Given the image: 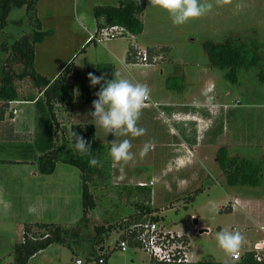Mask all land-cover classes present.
<instances>
[{
    "label": "rangeland",
    "instance_id": "obj_1",
    "mask_svg": "<svg viewBox=\"0 0 264 264\" xmlns=\"http://www.w3.org/2000/svg\"><path fill=\"white\" fill-rule=\"evenodd\" d=\"M118 2L38 0L36 18L41 23V31L49 33L35 44V70H44L52 78L70 60L69 63L74 61L78 67L79 78L73 84L75 97L70 121L66 113L58 111L56 131L42 96L31 81H16L21 99L36 97V103L9 104L0 120V264H13L14 246L23 240L24 225H31L30 229L35 231L36 223L59 226L66 237L65 243L49 246L27 264H77V260L91 264L86 256L97 252L99 238L103 239V250L114 249L107 264H150V258L142 251L116 249L125 232L126 219L139 213L123 187H134L139 182V185H148L153 193L152 207L160 217L155 223L189 240L185 244L192 264L233 263L231 253L218 244V231L241 234L243 239L238 249L241 255L250 244L259 245L264 239V169L259 186H232L215 161L221 147H226L229 158L254 161L264 158V66L251 67L248 71L239 69L238 83L231 84L225 79L228 70L212 68L203 48L206 41L255 38L261 43L260 57H264V0H201L211 7L202 16L180 25H174L169 13L153 0H145L140 35L103 37L100 42L94 39L90 42L87 38L95 32L93 8L116 6ZM35 28L36 21L26 16L24 8H11L6 26L0 31V68L6 64L12 44ZM130 46L139 51L152 47L167 50L153 63L139 62L130 68L125 57ZM13 69L20 73L23 67L16 64ZM89 73L103 75L105 79L119 73L132 83L146 85L148 102L160 105L155 106V119H159L160 112L165 114L171 110L163 103L179 100L175 110L197 113L206 121V126L200 131L199 143L194 149L197 157L176 169L174 155L167 146L172 141L166 134L170 126H160V120H155L153 139L151 113L142 108L137 126L146 130L144 135L110 134L113 144L130 140L133 159L120 162L128 175L142 172L141 178H125L118 171L120 164L112 165L109 181L105 184L98 179L97 187L92 189H96L93 192L96 208L82 213L79 168L57 163L53 173L42 175L38 172L37 159L53 144L61 147L69 139L70 125H88L94 121L85 110L89 104L86 98L93 99L100 86L91 85ZM208 85H212L211 96L219 106L218 115H210L205 107L191 103L205 100ZM168 91H172V99ZM13 109L17 110L15 114ZM173 127L181 131L184 124ZM152 177L154 185L150 186ZM100 226L112 227V230L99 236ZM200 230L207 232L199 233ZM262 244L255 254L264 256Z\"/></svg>",
    "mask_w": 264,
    "mask_h": 264
},
{
    "label": "trees",
    "instance_id": "obj_2",
    "mask_svg": "<svg viewBox=\"0 0 264 264\" xmlns=\"http://www.w3.org/2000/svg\"><path fill=\"white\" fill-rule=\"evenodd\" d=\"M38 0H0V31L6 26L7 17L12 7L24 8L26 16L36 21V26L30 33L21 36L11 46L10 55L6 58V64L0 68V120H3L5 110L9 102H34L36 97H26L21 99L16 81L28 79L41 94L44 107L48 112L53 128L57 129V112L66 113L67 121H70V111L74 102V82L79 78V72L72 63L65 66L62 72L53 80L46 78L38 73L34 68L35 44L48 35L49 32L41 31V23L36 18ZM145 0H119L116 6H95L93 8V17L96 23L97 36L101 30L110 27H119L125 34L133 37L140 35L143 31L142 16L145 10ZM94 41L93 39L90 42ZM203 48L207 55L209 65L212 68L227 69L225 79L231 84L238 83L237 72L239 69L248 71L251 67H263L264 57H260L261 43L255 38L229 37L222 42L206 41ZM7 48L3 50L6 51ZM84 50V49H82ZM166 48L146 50L150 59L155 55H160L166 51ZM139 50L130 46L127 52V63H136V54ZM21 64L22 72L16 73L13 66ZM93 99L86 98L87 102L92 103ZM10 116V115H9ZM73 132L83 137L91 143L92 153L100 164L90 166L88 160L91 158L87 154L80 153L75 148V137ZM110 146L103 145L96 140L94 129L88 125H70L69 139L65 140L61 147L53 144L52 148L43 151L37 159L38 172L42 175L53 173L57 163H65L79 168L82 180V208L86 213L96 208V199L94 197L93 187H97L98 182L107 183L112 174V157L110 155ZM226 147L219 148L215 161L221 168L229 185L256 187L262 183L264 158L259 161L236 158L227 156ZM91 184H93L91 188ZM127 191V196L138 209V214L127 218L123 230L127 232L129 226L147 220L159 222L160 217L155 214L151 204L152 191L150 187L136 185L134 187H123ZM23 240L14 246L13 264H27L28 261L39 252L47 249L53 244L63 245L65 236L63 230L50 223H36L35 231L31 230V225H24ZM112 227H98V235L108 234ZM123 238V235L121 236ZM103 239L99 238L96 243L99 244L97 252H91L90 257L86 256L91 264H107L109 252L102 249ZM185 243L189 240L183 238ZM70 249V248H69ZM117 249V248H116ZM73 251V250H72ZM255 253L247 251L241 259L231 264H264L259 263L254 258ZM99 261H102L100 263Z\"/></svg>",
    "mask_w": 264,
    "mask_h": 264
},
{
    "label": "clouds",
    "instance_id": "obj_3",
    "mask_svg": "<svg viewBox=\"0 0 264 264\" xmlns=\"http://www.w3.org/2000/svg\"><path fill=\"white\" fill-rule=\"evenodd\" d=\"M153 3L169 13L174 25L198 18L211 7V4L202 3L201 0H153ZM89 80L92 86H100L96 92L97 98L92 102L94 111L90 114L96 118L101 127L113 134L119 132L121 135L130 134L133 137L145 134L146 130L138 127L137 121L149 98L146 85L132 83L121 78L119 73H116L111 79H105L103 75L89 73ZM73 136L75 137V148L80 153L91 157L88 160L89 165L98 166L100 161L95 156H91V143L75 132H73ZM131 148L130 140L123 139L118 144L112 145L110 155L115 161H131L133 159ZM143 154L142 151L141 155ZM216 239L222 249L228 253L236 254L243 238L238 231H218Z\"/></svg>",
    "mask_w": 264,
    "mask_h": 264
},
{
    "label": "crops",
    "instance_id": "obj_4",
    "mask_svg": "<svg viewBox=\"0 0 264 264\" xmlns=\"http://www.w3.org/2000/svg\"><path fill=\"white\" fill-rule=\"evenodd\" d=\"M95 31H96V23H95ZM94 34H95V32L90 33L87 39L89 40L90 37ZM134 48H135V46H134ZM152 48H154V47H152ZM136 49H138V48H136ZM127 52H128V50L126 51V55H125L126 58H127ZM112 55H114V54H112ZM157 57H159V56L155 55V58H157ZM35 62H36V50H35V55H34V63ZM69 62H70V60H68V62L66 64H64L63 67L57 73H55L54 76H52V78H48L47 74L45 73L44 70H42V72H38V73H40L41 75L45 76L46 78H48L50 80H53L62 72V70L65 68V66L67 64H69ZM73 62H72V64H73ZM153 62H150V63H153ZM126 63H127V60H126ZM127 64H130V68L136 67L135 63H127ZM75 68L77 70L78 67L75 66ZM168 92L170 93V96H169L170 99H172V97H171L172 91H168ZM212 92H213L212 85H208L204 91L205 100L202 102H197V101L193 100L191 103L194 104V106H196V107H200V108L205 107L203 109L207 110L208 112H206V113H208L210 115H218L220 113L219 106L216 103V99H212V96H211ZM182 95H183V97L185 96V94H182ZM148 101H149V98H148ZM148 101L144 105L143 109L146 111L149 110L151 113L150 114L151 126H152L151 127V137L153 139H155V120L156 121L160 120V122H161L160 126H163V124L170 126L169 128L167 127V133L166 134H167L168 138H170V139L172 138L171 139L172 141H170L167 146L171 148V152L174 155V161H175V165H176L175 168L180 169V166L185 165L187 162H190L193 157L194 158L197 157L194 149H196L197 148L196 146H198L199 138H200L199 133L206 126V121L197 113H180L179 111L175 110L176 107L179 106V104H178L179 100H168L166 103H163L165 106L170 107L171 110L169 111V113H165V114H164V112H162V113L160 112V114L158 115L159 119H155V106L159 105V103L152 102V105H151ZM35 103H36V101L29 102V104H35ZM85 110L89 114L92 111H94V109L92 108V103L87 104V108ZM167 114H170V115H167ZM73 116H74V111H73V114L71 115V118H73V120H74ZM15 121H16V119H15ZM177 123L184 124V127L181 131H179L173 127V125H175ZM85 125H87V124H85ZM187 125H189V126H187ZM88 126H91L94 129L96 140L99 143H103V144L107 143L105 145H109L110 147H112L113 142H112V140H110L111 139L110 138L111 133H109L107 130H105L103 127H101L99 125L98 121L96 120V118H94V121L93 120L90 121V124H88ZM177 139L178 140L180 139V140L178 141ZM183 139H187L188 142H185V140H183ZM188 143L192 144V146H190ZM190 153H191V156H189ZM114 162H116V163H114ZM114 162H113V167L117 163L120 164V168L118 169V171L120 172V174H122V176L124 175L123 177L130 178V180L136 179L137 177H139L137 179L141 178L140 175L142 174V172L139 173V175L136 174V176L134 175L133 172H132V175H128L127 171L123 168V165L120 161L114 160ZM153 180H154L153 177L150 178V180L148 182V183L152 182V185H150V186L154 185ZM139 184H140V182L136 183V185H139ZM153 201H154V198H153V193H152V197H151V204L152 205H153ZM259 228H260V230H263V227L261 224L259 225ZM262 243H264V239L259 245L250 244L247 251L255 252V251L260 250L257 247L262 248V245H263ZM231 263L232 262H229L226 264H231Z\"/></svg>",
    "mask_w": 264,
    "mask_h": 264
},
{
    "label": "built area",
    "instance_id": "obj_5",
    "mask_svg": "<svg viewBox=\"0 0 264 264\" xmlns=\"http://www.w3.org/2000/svg\"><path fill=\"white\" fill-rule=\"evenodd\" d=\"M122 34H124V30L115 26L101 30L98 38L92 35L90 40L94 39L96 42H100L103 37L114 38ZM155 60V57L150 60L146 51H138L136 54V63L148 64ZM13 103L19 104V102H9L8 105ZM12 112L15 114L17 110L13 109ZM12 118L11 120L15 119ZM165 229L164 226L160 227L149 220L130 225L129 230L122 233L123 238L119 239L117 249L121 252L142 251L150 258V264H192L187 258L186 244L182 235ZM241 257L239 252L231 254L233 262L240 260ZM254 258L257 262L264 263V256L261 254H255ZM99 262L102 263V261ZM76 263L81 264V261L77 260Z\"/></svg>",
    "mask_w": 264,
    "mask_h": 264
},
{
    "label": "water",
    "instance_id": "obj_6",
    "mask_svg": "<svg viewBox=\"0 0 264 264\" xmlns=\"http://www.w3.org/2000/svg\"><path fill=\"white\" fill-rule=\"evenodd\" d=\"M196 224V221H195ZM207 232V230H200L199 233Z\"/></svg>",
    "mask_w": 264,
    "mask_h": 264
}]
</instances>
